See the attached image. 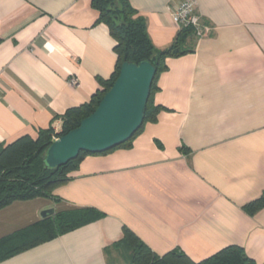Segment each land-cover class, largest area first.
I'll return each mask as SVG.
<instances>
[{"label": "crops", "instance_id": "0c3cea01", "mask_svg": "<svg viewBox=\"0 0 264 264\" xmlns=\"http://www.w3.org/2000/svg\"><path fill=\"white\" fill-rule=\"evenodd\" d=\"M158 49L178 31L176 0H128ZM206 34L168 57L153 102L163 109L129 147L86 155L53 197L0 209V238L53 213L100 215L0 264H123L124 229L153 252L199 262L237 245L264 264V0H194ZM115 39L92 0H0V145L61 130L115 70ZM75 79V83L71 80Z\"/></svg>", "mask_w": 264, "mask_h": 264}, {"label": "trees", "instance_id": "16d2710c", "mask_svg": "<svg viewBox=\"0 0 264 264\" xmlns=\"http://www.w3.org/2000/svg\"><path fill=\"white\" fill-rule=\"evenodd\" d=\"M92 5L99 12V20L108 26L116 41L115 70L108 80L101 82V88L90 97L88 102L70 107L60 115V131L55 132L49 127L41 130L36 138L23 135L10 143L0 145V209L18 200L35 197L52 198L54 188L69 180L70 173L77 169L86 155L101 154L81 151L76 158L54 168L44 166L42 158L44 150L53 141V137H59L74 129L82 118L95 110L103 94L116 79L123 62L137 64L147 60L155 67V75L143 110L142 125L127 141L110 150L129 147L143 124L156 120L157 114L163 108L154 104L153 93L157 89L158 74L166 68V59L194 50L198 38L191 27L179 29L169 46L158 49L149 38L144 18L128 0H92ZM263 206L264 193L245 204L243 208L247 213L253 214ZM99 215L100 212L96 209L85 208L61 211L41 218L26 228L0 238V261L74 229ZM122 246L128 250L121 252L123 264H256L246 255L244 249L237 245L226 246L199 262L192 261L178 249L158 255L127 228L124 229L123 238L115 247L119 250Z\"/></svg>", "mask_w": 264, "mask_h": 264}, {"label": "water", "instance_id": "95a60500", "mask_svg": "<svg viewBox=\"0 0 264 264\" xmlns=\"http://www.w3.org/2000/svg\"><path fill=\"white\" fill-rule=\"evenodd\" d=\"M155 67L147 60L125 61L95 110L79 125L53 140L43 153V164L58 167L83 152L102 153L127 141L142 125ZM53 214L49 208L44 218Z\"/></svg>", "mask_w": 264, "mask_h": 264}, {"label": "built area", "instance_id": "2783aa9c", "mask_svg": "<svg viewBox=\"0 0 264 264\" xmlns=\"http://www.w3.org/2000/svg\"><path fill=\"white\" fill-rule=\"evenodd\" d=\"M170 18L178 30L184 27H191L198 39L206 34L207 28L203 25L195 9L194 0H176L175 5L171 9ZM71 81L75 83V79ZM57 138L58 136L53 137V140Z\"/></svg>", "mask_w": 264, "mask_h": 264}, {"label": "rangeland", "instance_id": "374dc122", "mask_svg": "<svg viewBox=\"0 0 264 264\" xmlns=\"http://www.w3.org/2000/svg\"><path fill=\"white\" fill-rule=\"evenodd\" d=\"M120 252H128L127 248H125V246H122L119 248Z\"/></svg>", "mask_w": 264, "mask_h": 264}]
</instances>
